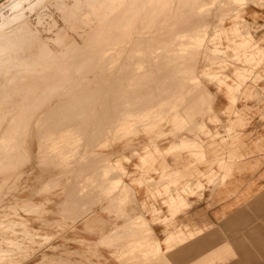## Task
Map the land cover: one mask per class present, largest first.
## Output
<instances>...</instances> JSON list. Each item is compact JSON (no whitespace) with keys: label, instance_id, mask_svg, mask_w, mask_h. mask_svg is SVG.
Wrapping results in <instances>:
<instances>
[{"label":"rangeland","instance_id":"1","mask_svg":"<svg viewBox=\"0 0 264 264\" xmlns=\"http://www.w3.org/2000/svg\"><path fill=\"white\" fill-rule=\"evenodd\" d=\"M11 1L0 24L30 32L0 52V264H264L239 247L264 243L263 0L174 2L172 18Z\"/></svg>","mask_w":264,"mask_h":264},{"label":"bare ground","instance_id":"2","mask_svg":"<svg viewBox=\"0 0 264 264\" xmlns=\"http://www.w3.org/2000/svg\"><path fill=\"white\" fill-rule=\"evenodd\" d=\"M93 2L92 3H99L100 1L102 2V3H104V4H112V9L111 8H109V7H105V11L106 10H110V11H116V10H118V7L116 6V4H118L119 6H121V5H125V3H126V1L127 0H92ZM189 0H147V3H149L150 4V6H152V5H158V4H160V5H162L161 3H165V9L163 10V11H165V13L166 12H170L169 10H170V5L171 4H173L174 2H177V4H185V3H187ZM234 1H240V0H234ZM21 2H22V0H12L11 1V3H10V5H13L14 6V8H17V6H20V4H21ZM128 2V1H127ZM77 3V2H76ZM131 4V3H130ZM127 5V4H126ZM128 7V6H127ZM121 9V8H120ZM104 10V9H103ZM177 10V9H176ZM2 11L3 10H0V14L2 13ZM126 11V10H125ZM150 11H152V10H150ZM163 11H161V13H164ZM130 12V11H129ZM176 12H178V10L176 11ZM167 14V17L168 18H172L173 17V15L172 14H170V13H166ZM147 15V14H146ZM146 15L144 16L143 15V19H145V17H146ZM157 16H158V13H156V15L154 16V18L153 19H157ZM21 17V16H20ZM138 15L135 17V19H138ZM15 24V22L13 21V20H9V19H7V18H2V21H1V24H0V42H1V44L4 42V44H6V45H2V46H0V52H4V53H8V52H10V48L13 46V44H15L16 42H18V40H17V37L19 36V37H21V36H23V35H28L29 34V32H30V27H28V26H26V25H23V26H21V32L20 33H18V32H12V30H11V27L13 26ZM101 25V24H100ZM129 25L130 24H127L126 26H125V28L124 29H126V27L127 28H129ZM104 26V25H103ZM124 31V30H123ZM129 31V30H128ZM203 31V34H199V35H195V37H194V39H191L190 41H189V43L186 45L185 43L186 42H184V45H182V49L180 50L182 53H184V54H187V53H192V51H198L199 49H200V46H202L201 45V43H203V40H204V37H205V30H202ZM201 32V31H200ZM90 34V33H89ZM88 34V35H89ZM105 34V33H104ZM115 35V34H114ZM113 36V35H112ZM103 37H104V35H103ZM102 37V38H103ZM110 37V36H109ZM193 37H191V38H193ZM122 39V38H121ZM20 43V42H19ZM106 43V42H105ZM73 50H74V48H73ZM130 50V49H129ZM72 52V51H71ZM75 52H77L76 50H75ZM67 53V52H66ZM89 55V54H88ZM53 59H55V58H53ZM61 59V58H60ZM57 60V59H56ZM64 61V60H63ZM79 65V64H78ZM169 66L170 67H172L173 66V64L171 63V64H169ZM192 66V65H191ZM72 67V66H71ZM167 68V67H166ZM189 68V67H188ZM9 70H11V69H9ZM142 70V69H141ZM5 73H7V72H5ZM155 74V73H154ZM178 74H181V73H178ZM7 75V74H6ZM136 75V74H135ZM176 76V75H175ZM142 80V79H141ZM184 80L181 78V82H183ZM23 85V84H22ZM24 86V85H23ZM181 89H182V87H180ZM22 89V88H21ZM20 89V90H21ZM21 92V91H20ZM24 92V91H23ZM22 92V93H23ZM18 95V94H17ZM145 105V104H144ZM19 115V114H18ZM12 116H14V115H12ZM11 116V117H12ZM21 117V116H20ZM19 118V117H18ZM7 125H9V123L7 124ZM14 125H15V123H14ZM16 126V125H15ZM21 127V126H20ZM8 128H9V126H8ZM25 129V128H24ZM5 136H8L7 134L5 135ZM10 136V135H9ZM146 222V221H145Z\"/></svg>","mask_w":264,"mask_h":264},{"label":"crops","instance_id":"3","mask_svg":"<svg viewBox=\"0 0 264 264\" xmlns=\"http://www.w3.org/2000/svg\"><path fill=\"white\" fill-rule=\"evenodd\" d=\"M260 2L262 1V0H259ZM256 13H258L260 16H261V19L260 20H258V25H260V26H262V28H264V0H263V3H262V5H261V7L259 8V9H257V11H256ZM234 122H237V120H235V121H233V122H231V123H234ZM238 156H241V154L240 153H238V154H235V152H231L230 153V163L229 164H227L228 165V167H229V169H238L237 168V164H234V167L232 166V163H234V158L236 157H238ZM236 165V166H235ZM229 175H230V173L229 174H226L225 175V180L223 181V183H221L220 185H221V188H219L218 190H217V195H219V196H222V197H224V196H228V195H231V194H234L235 193V191L237 190V188H236V186H234V185H232L231 183H228V182H226V180L229 178ZM264 184V183H263ZM263 184H261V185H263ZM253 226V225H252ZM255 229H257V230H260V225H255L254 227H252L250 230H255ZM203 233V230L202 231H200V232H197V233H194V237H196V236H200L201 234ZM256 235H259V233L257 232V234ZM260 235H264L263 234V232L261 231L260 232ZM180 236V237H179ZM180 238V239H179ZM200 239H204V236H202ZM184 240V235L183 234H180V235H178V236H175V235H172V234H170L165 240H164V243H160V241L159 242H156L155 243V246H154V250L155 251H157V252H160V251H165L166 250V245L168 244H170V243H172V242H174V241H183ZM213 240V239H212ZM169 242V243H168ZM255 242V243H254ZM253 243L254 244H250V245H246L247 243H245L243 240L239 243V247L240 248H244V249H241V251L240 252H255V253H263L264 252V243H259V241H258V239H256L255 241H254ZM195 243V242H194ZM225 247H229V245H228V243L225 241V240H223L222 242H221ZM192 244H193V242H192ZM192 244L191 245H187L186 247H190L191 248V246H192ZM185 247V248H186ZM185 248H182V250L183 249H185ZM182 250H178L177 252H180V251H182ZM243 257V256H242ZM242 257H241V255H240V261H239V263L240 264H243V259H242ZM249 257V259L250 260H252V258H253V256L252 255H249V256H247V255H245V259H247ZM258 258V255H255V263L256 264H258L257 262V259ZM206 258H204V257H200L199 258V260H205ZM206 261H209L207 264H216V262H220V263H224V260H223V257H219V258H215L214 260L212 259V258H210V259H208V260H206ZM245 264H247V261L245 260Z\"/></svg>","mask_w":264,"mask_h":264}]
</instances>
